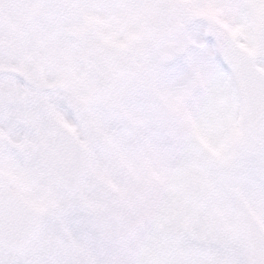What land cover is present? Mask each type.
<instances>
[{
	"label": "snow or ice",
	"instance_id": "obj_1",
	"mask_svg": "<svg viewBox=\"0 0 264 264\" xmlns=\"http://www.w3.org/2000/svg\"><path fill=\"white\" fill-rule=\"evenodd\" d=\"M11 2L26 75L207 218L178 264H264V0Z\"/></svg>",
	"mask_w": 264,
	"mask_h": 264
},
{
	"label": "rangeland",
	"instance_id": "obj_2",
	"mask_svg": "<svg viewBox=\"0 0 264 264\" xmlns=\"http://www.w3.org/2000/svg\"><path fill=\"white\" fill-rule=\"evenodd\" d=\"M0 8V15L10 22L15 16L11 0ZM12 45L20 68L17 84L33 93L28 96L34 107L36 143L52 139L53 129L63 126L86 145L88 158L81 189L72 196L42 172L38 148L22 156L28 166L24 181L3 182L7 189L21 190L44 215L28 248L4 253L2 264H178L190 233L193 240L199 237L197 241L203 234L212 236L209 230L200 232L208 223L205 215L190 209L156 170L147 165L138 170L110 147L108 126L96 127L90 117L72 111L70 96L45 89L55 87L50 76H32L33 88L23 83L30 77L26 74L32 62L14 38Z\"/></svg>",
	"mask_w": 264,
	"mask_h": 264
},
{
	"label": "flooded vegetation",
	"instance_id": "obj_3",
	"mask_svg": "<svg viewBox=\"0 0 264 264\" xmlns=\"http://www.w3.org/2000/svg\"><path fill=\"white\" fill-rule=\"evenodd\" d=\"M12 38L0 34V85L5 89L0 91V198H6L10 193L2 181V173L23 171L25 165L19 160L20 155L28 154L35 148L34 129L30 124L34 107L29 99L33 93L17 84L20 68ZM32 70L33 65L28 64L27 72ZM23 83L33 88L29 77ZM1 258L0 251V264Z\"/></svg>",
	"mask_w": 264,
	"mask_h": 264
},
{
	"label": "water",
	"instance_id": "obj_4",
	"mask_svg": "<svg viewBox=\"0 0 264 264\" xmlns=\"http://www.w3.org/2000/svg\"><path fill=\"white\" fill-rule=\"evenodd\" d=\"M75 107L77 105L75 104ZM56 140L43 146L42 167L51 180L68 193L79 190L84 175L86 152L69 134L56 130ZM0 207V244L18 251L34 231L38 213L24 203L13 200Z\"/></svg>",
	"mask_w": 264,
	"mask_h": 264
}]
</instances>
